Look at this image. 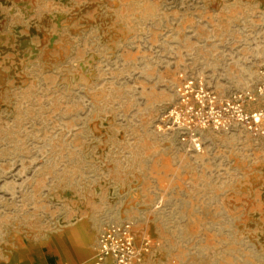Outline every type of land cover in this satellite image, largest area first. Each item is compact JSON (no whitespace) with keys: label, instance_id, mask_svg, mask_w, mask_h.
I'll list each match as a JSON object with an SVG mask.
<instances>
[{"label":"rangeland","instance_id":"374dc122","mask_svg":"<svg viewBox=\"0 0 264 264\" xmlns=\"http://www.w3.org/2000/svg\"><path fill=\"white\" fill-rule=\"evenodd\" d=\"M263 73L264 0H0V257L82 264L130 222L137 264H264V138L166 118Z\"/></svg>","mask_w":264,"mask_h":264},{"label":"built area","instance_id":"2783aa9c","mask_svg":"<svg viewBox=\"0 0 264 264\" xmlns=\"http://www.w3.org/2000/svg\"><path fill=\"white\" fill-rule=\"evenodd\" d=\"M252 88L220 98L202 81L185 80L178 88L179 100L166 115L171 130L177 132L191 150L200 152V133L212 129L229 131L242 127L254 137L264 138V73ZM150 251L149 241L138 246L130 222L108 225L100 236L95 255L82 264L141 263Z\"/></svg>","mask_w":264,"mask_h":264},{"label":"crops","instance_id":"0c3cea01","mask_svg":"<svg viewBox=\"0 0 264 264\" xmlns=\"http://www.w3.org/2000/svg\"><path fill=\"white\" fill-rule=\"evenodd\" d=\"M84 250L85 249H83V252H85ZM85 261L86 259L83 258V263ZM0 264H79V262H72L70 260H66L65 258L61 259L56 256H53L49 261L43 258L40 262L39 259H35L32 256V253L28 252L27 250H17L13 256H7L3 258L0 257ZM105 264H114V262L107 260Z\"/></svg>","mask_w":264,"mask_h":264}]
</instances>
